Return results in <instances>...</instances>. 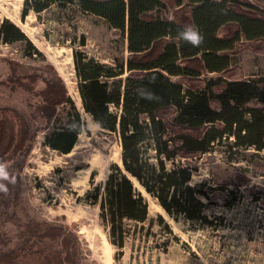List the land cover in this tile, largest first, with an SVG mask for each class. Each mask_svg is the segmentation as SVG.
Here are the masks:
<instances>
[{"label": "trees", "instance_id": "1", "mask_svg": "<svg viewBox=\"0 0 264 264\" xmlns=\"http://www.w3.org/2000/svg\"><path fill=\"white\" fill-rule=\"evenodd\" d=\"M170 4L177 6L171 17ZM53 6L101 17L127 43V59L112 64L73 50L82 108L99 127L117 134L122 148L123 168L113 166L99 201L110 241L122 249L131 233L125 221L149 219V203L130 176L169 214L207 221L202 198L213 189L206 182L191 184L199 167L183 160L229 138V151L264 150V78L237 76L231 63L246 42L264 51V0H24L22 18ZM188 25L203 37L198 47L179 35ZM15 41L25 42L29 55L40 53L5 19L0 42ZM1 59L8 70L0 75V99L6 92L13 103L0 106V161L16 183L0 193V223L19 228L10 235L0 227V264H81L79 234L68 224L33 218L21 208L20 194L37 135L46 131V146L69 153L86 125L52 63ZM55 121L60 124L51 128Z\"/></svg>", "mask_w": 264, "mask_h": 264}, {"label": "rangeland", "instance_id": "2", "mask_svg": "<svg viewBox=\"0 0 264 264\" xmlns=\"http://www.w3.org/2000/svg\"><path fill=\"white\" fill-rule=\"evenodd\" d=\"M23 5L24 0H0V23L8 19L18 25L40 53L29 55L31 49L22 41L0 42V75L8 70L1 58L28 64L45 58L65 80L86 128L72 150L63 154L44 144L46 131L37 135L21 175V208L35 219L74 229L83 250L81 264H264V150L229 151L233 138L215 142L210 151L183 160L199 167L191 184L206 182L213 189L208 199L202 198L207 221L169 214L130 176L149 203V219L144 223L125 221L131 233L122 249L110 241L99 201L113 166L123 168L122 148L118 135L99 127L82 108L73 50L112 64L127 59L126 39L93 14L53 6L40 14L30 10L22 18ZM176 9L170 4L166 14L171 17ZM257 47L255 42L238 47L231 60L237 76L264 78V51ZM21 101L22 96L17 95L16 102ZM11 103L13 99L5 92L0 106ZM57 122L51 128L60 124ZM150 155L154 161L153 151ZM238 174L245 180L238 179ZM2 226L8 233L19 228L11 221L1 222Z\"/></svg>", "mask_w": 264, "mask_h": 264}, {"label": "clouds", "instance_id": "3", "mask_svg": "<svg viewBox=\"0 0 264 264\" xmlns=\"http://www.w3.org/2000/svg\"><path fill=\"white\" fill-rule=\"evenodd\" d=\"M182 40L191 44L194 47H198L203 42V37L199 31L192 25L186 26L179 33ZM16 183V176L11 173L5 162L0 161V193L7 194L9 191V184L14 185Z\"/></svg>", "mask_w": 264, "mask_h": 264}, {"label": "bare ground", "instance_id": "4", "mask_svg": "<svg viewBox=\"0 0 264 264\" xmlns=\"http://www.w3.org/2000/svg\"><path fill=\"white\" fill-rule=\"evenodd\" d=\"M136 185V184H135Z\"/></svg>", "mask_w": 264, "mask_h": 264}]
</instances>
